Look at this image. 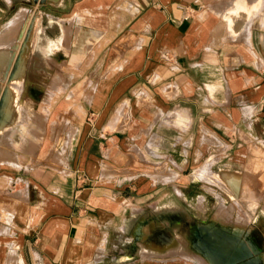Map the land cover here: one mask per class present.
Wrapping results in <instances>:
<instances>
[{
	"label": "crops",
	"instance_id": "obj_1",
	"mask_svg": "<svg viewBox=\"0 0 264 264\" xmlns=\"http://www.w3.org/2000/svg\"><path fill=\"white\" fill-rule=\"evenodd\" d=\"M235 2L0 0V29L34 16L9 81L16 121L0 132V166L14 167L0 169V264L161 258L138 252L152 243L136 230L179 240L183 213L207 219V195L186 190L218 184L197 177L205 165L240 171L259 206L264 190L246 182H264V9L237 30Z\"/></svg>",
	"mask_w": 264,
	"mask_h": 264
},
{
	"label": "rangeland",
	"instance_id": "obj_2",
	"mask_svg": "<svg viewBox=\"0 0 264 264\" xmlns=\"http://www.w3.org/2000/svg\"><path fill=\"white\" fill-rule=\"evenodd\" d=\"M255 2H256V4H255ZM257 7L259 8V11H260L259 14H260L261 11H263L262 6H261V0H254L252 3H249L248 0H236L235 5L230 9V11L228 12V15H227V19L229 20V24L232 25L234 23V20L236 19L235 16L233 15L232 10L237 11L240 8H248V9H253V11H254ZM31 14L32 13H30V11H29L26 15L27 21H26V19H25V21L28 23L25 22L26 27L24 28V30H25L24 35H23L24 39H22L23 38L22 37L20 40L21 42L24 40V44H21L19 42V45L20 44L21 45H20V49L18 47L19 50L17 51L20 53L22 52V54H21L22 56H20L19 53H17V57L19 55L20 58L18 57V59H17L18 64L16 63V65L18 66L20 64V66H18L17 70L15 71L16 72L15 75L13 74V76H9L6 80L3 78V76H2L3 80L0 79V92H2V93H0V95H1V97L5 96V98H6V103L4 105V108L0 113V132L3 131L6 127L12 126L15 123L16 117H17V112H18L17 110H19L18 109V98L16 96V87L11 85V84L8 85L9 84L8 82L13 80V79H15V80L20 79L22 76H18L17 74L21 75L24 72L25 60H26V57L28 55V51H29L30 45H31V40L29 39V37H26L27 36L26 31L28 34L31 35L32 25H33V21H34V16H31ZM259 14H257V15H259ZM255 17H256V15H255ZM5 27H6V24L2 29H4ZM30 35H28V36H30ZM25 39H27V40H25ZM28 39L30 41H28ZM7 51L9 52L8 49H6V52ZM7 54H9V53H7ZM20 59H21V61H20ZM18 69H19V71H18ZM17 72H19V73H17ZM16 77H18V78L16 79ZM0 78H1V76H0ZM2 81H3V84H2ZM4 81H7L8 84L5 83ZM7 87H9V88L7 89ZM8 137H9L8 134L0 133V143L4 142V140L7 139ZM206 138H209V137H206ZM208 156H209V151L207 150V154L205 155L201 165L204 164V162L206 161ZM221 167H223V166L220 165V163H216L215 165H213V169L216 171H219L221 169ZM0 169L2 170L1 172L12 171L14 169V167L0 166ZM228 171L231 174L233 173V174L238 175V176L240 175L239 177L241 178L240 179V182H241L240 183V185H241L240 186L241 187L240 194H241V196H236L235 194H233V191L230 189L229 186L225 187V185H223L222 183L220 184L219 182H218V184L207 182V181H192L190 183L188 182V184H187L188 186L186 187V190L190 191L189 193H196L197 192L198 195L199 194H203V195L206 194L207 195V201L205 203L209 206L207 219H204L207 214L205 216H203V218H202V216H199L197 214V212L195 211V208L192 209V213H193L192 215H189L188 213H183V218H184L183 224L181 225L178 232L180 234L186 236V238H185L186 241L183 237H182V239L180 237H177V239H179V240H175L174 237H170V241L168 243H165L164 232H166L167 230L164 227L156 231V234L153 236L155 237L154 239H157V240H156V242H152V244L149 246L144 245V243H146V241L144 240V242H143V238H140V241H138V242H141L140 246H139V250H138L139 253L142 254L146 251L145 252L146 254H148V253L149 254H158L159 250L165 249V253L167 255L162 256L161 258H158V257L152 258V259L146 258L143 261H137V262H134L132 264H205L203 259L207 258L208 255L206 254V252L204 250H202L200 248V244H199L200 235H202V234H207V235L217 234V235H220L221 237L226 238L229 241L236 242L237 240H239L241 238L240 236L244 234L245 227L249 224V221L252 218V214L255 212V210L258 206L259 199L258 198H252L250 196L249 189L243 183V178H242L243 176H242V173L240 171H234V172L232 170H228ZM246 183L250 186V188L252 189L253 192H255L257 190V188H256L257 186H259V188H261V190H264V182L258 183V182L249 181ZM184 189H185V187H184ZM227 191L230 193V195ZM217 203H218V205H217V210H216V204ZM205 204L202 202V199H200V204H199L200 205V211L203 214H205L206 210H207ZM226 204H228V205H226ZM245 206L248 207V209ZM252 206H253V208H252ZM234 208H235V211H234ZM246 210H247V212H246ZM233 212H234V214H233ZM195 218H196V220L201 219L200 221L204 222L203 223V229H200L197 226V224L195 223ZM240 221H241V223H240V225H238L237 223ZM250 222L252 223L253 226L249 227L248 230L245 232L246 238L248 240H250V242H252V244L255 245L256 249L263 251L260 254L261 259H258L257 261H255V263L254 262L253 263L254 264H264V196L261 197V199H260V204L258 206L256 220H252ZM241 224H243V225L241 226ZM208 227L212 228L214 231L209 229ZM237 227H238V229H237ZM144 228L148 229V226L145 225ZM166 233H168V232H166ZM241 233H243V234H241ZM193 242H194V244H193ZM174 244H176L175 247L173 246ZM164 245H166V246L168 245V246L166 247ZM159 246H161V248H159ZM142 250H144V251L142 252ZM200 251L203 253H201ZM170 255H172V256H170ZM175 255H177V256H175Z\"/></svg>",
	"mask_w": 264,
	"mask_h": 264
},
{
	"label": "bare ground",
	"instance_id": "obj_3",
	"mask_svg": "<svg viewBox=\"0 0 264 264\" xmlns=\"http://www.w3.org/2000/svg\"><path fill=\"white\" fill-rule=\"evenodd\" d=\"M261 6H262V10H263L264 9V0H261ZM28 12H29L28 9L20 10L15 17H13L11 20H9L6 23V27L4 29L0 30V76H1L0 79L1 80H3V78L6 80L9 76H13V74L15 75L16 74L15 71L17 70L18 66H20V64L17 66L16 63L18 62L17 59H18L19 55L22 56L21 55L22 52L20 53V52H17V51L20 49V45L24 44V40L22 42L20 40H21L22 37H23L22 39H24V36H23L24 35V31H25L24 28L26 27V23H28V22H26L27 21L26 15H27ZM232 12H233V15L236 18V20L234 21L233 25H234L235 29L239 30V29L243 28L245 25H246L245 27H247L249 24L252 23L254 16L255 15L257 16V14H259V8L257 7L254 11H253V9L240 8L237 11L232 10ZM25 19H26V21H25ZM26 35H27L26 37H30V36H28L30 34H28L27 31H26ZM25 40H27V39H25ZM28 41H30V40L28 39ZM19 42L21 43L20 45H19ZM18 47H19V49H18ZM6 49H8L9 52L8 51L6 52ZM7 53H9V54H7ZM17 53H19L18 57H17ZM20 61H21V59H20ZM18 71H19V69H18ZM17 73H19V72H17ZM17 75L18 76H22V74L21 75L17 74ZM2 76H3V78H2ZM17 78L18 77H16V79ZM2 84H3V81H2ZM8 85H10V84H8ZM8 88L9 87H7V89ZM0 93H2V92H0ZM5 103H6L5 96L1 97V95H0V113L3 110ZM196 175L199 178H204V179H208L210 181L220 182V184H221V182L223 183V181H224L225 184L228 185L230 187V189L233 191V194H235L236 196H239L237 194L241 190V187H240L241 186L240 185V183H241L240 179L241 178L239 177L240 175L238 176V175H235V174H230V172L227 171L226 169L225 170H221L220 172H216L214 170H211L208 165H205V166H202L201 168H199ZM226 185H225V187H227ZM159 223H161V222H159ZM203 223L204 222L199 221L198 227L200 229H203ZM240 223H241V221L238 222L237 224L240 225ZM155 225H156V222H155ZM160 225H162V224H160ZM242 225L243 224H241V226ZM248 226H249V224L246 226V229H247ZM149 228H151V227H149ZM159 229H161V228H159ZM209 229L213 230L212 228H209ZM237 229H238V227H237ZM143 230L144 229H142L141 227H138V229L136 230V235L140 236V237L141 236L145 237L147 239L148 243L156 242L157 239H154L155 237L152 236L154 234L155 228H152L147 233L144 231L146 233L145 235L142 234ZM241 234H243V233H241ZM166 235L167 236H166L165 243H168L170 241L171 235L170 234H166ZM176 235H178V234H176ZM240 237L241 238L239 240L234 242V241H229L226 238L221 237L220 235H217V234H209V235L202 234V235H200V240H199L200 248L202 250H204L206 252V254L208 255L207 258L203 257L205 259V260L203 259L205 264H254L255 261H257L258 259H261V255L260 254L256 255V256L252 255V250L249 247V245L247 244V241L244 239L243 235H241ZM185 241H186V239H185ZM193 244H194V242H193ZM144 245H145V243H144ZM146 246H149V245L146 244ZM164 246H166V245H164ZM159 248H161V246H159ZM143 251L144 250H142V252ZM201 253H203V252H201ZM239 261H244V263L243 262L240 263Z\"/></svg>",
	"mask_w": 264,
	"mask_h": 264
},
{
	"label": "water",
	"instance_id": "obj_4",
	"mask_svg": "<svg viewBox=\"0 0 264 264\" xmlns=\"http://www.w3.org/2000/svg\"><path fill=\"white\" fill-rule=\"evenodd\" d=\"M239 262H240V263H242V262L244 263V261H239Z\"/></svg>",
	"mask_w": 264,
	"mask_h": 264
}]
</instances>
